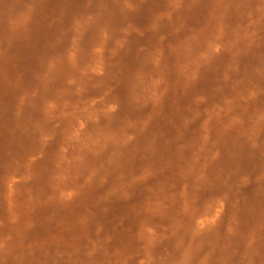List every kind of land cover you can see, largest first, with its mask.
<instances>
[{"label": "bare ground", "instance_id": "6f19581e", "mask_svg": "<svg viewBox=\"0 0 264 264\" xmlns=\"http://www.w3.org/2000/svg\"><path fill=\"white\" fill-rule=\"evenodd\" d=\"M133 1L0 0V264H264V67H242L224 32L244 25L245 0L217 19L214 1ZM92 82L104 92L85 104ZM47 209L72 217L49 250ZM97 215L136 220L78 229Z\"/></svg>", "mask_w": 264, "mask_h": 264}, {"label": "rangeland", "instance_id": "374dc122", "mask_svg": "<svg viewBox=\"0 0 264 264\" xmlns=\"http://www.w3.org/2000/svg\"><path fill=\"white\" fill-rule=\"evenodd\" d=\"M77 1V2H76ZM137 0H134L133 2H136ZM206 1V0H205ZM208 1H214V4H215V6H216V9L218 10L217 12H216V10L215 11H213V10H209V12H211L210 14L211 15H213L212 17H214V19H217V17H219L221 14H222V12H223V7H222V4H220V3H222L223 2V4H227V0H208ZM221 1V2H220ZM259 1V2H258ZM74 2L75 3H78V4H80V5H82V4H87V2H86V0H74ZM218 2V3H217ZM155 5H160L161 4V2L159 1V0H155L154 2H153ZM182 3H186L185 2V0H183V2ZM262 3H264V0H263V2H262V0H245V2H244V9H246V8H248V10H247V13H242L241 14V16H243V17H247L246 19H245V22H244V25L242 26V27H240V28H238V29H231V27L229 26V25H224V32L226 33V34H229L230 33V35L232 34V38L234 39V41H233V43H232V45H233V47H232V49L234 50V51H236V52H238L239 53V57L242 55V57L241 58H239L240 60H242L241 61V66L243 67H247V66H249L251 69H252V66L250 65V63H253V62H258V64H259V66H261V67H264V35H262V34H258V31L253 27V22H254V14H253V12L254 13H257L258 12V10L260 9V7H257V4H260V5H262V6H264V4H262ZM220 5V6H219ZM196 6L197 5H194V7H192V8H190V9H188L187 7H186V9H184V10H186V11H192V10H195V8H196ZM140 11V10H139ZM212 12H213V14H212ZM203 13V12H202ZM202 13H200V14H202ZM199 14V13H198ZM197 14V15H198ZM214 14H216V15H214ZM135 15H137V17L136 18H133V19H138V22L139 21H141L142 19H144L145 18V16H144V14H143V12H139V13H137V14H135ZM163 15V14H162ZM161 15V16H162ZM205 15H209L207 12L206 13H204L203 14V16H205ZM225 15H226V13H225ZM160 16V17H161ZM229 18H230V14L229 13H227V15H226V17H225V23L227 24V23H230V21H229ZM128 19L130 20V17H128ZM125 20H127V18L125 19ZM228 21V22H227ZM135 22V21H134ZM160 22H163V19H162V17L160 18ZM247 22H250L251 23V25H250V27H247ZM159 26V25H158ZM251 27H253V28H251ZM71 29V30H70ZM69 30V31H68ZM67 31H66V41H65V43L67 42V41H71L72 40V37H73V34H72V28H69ZM246 30V31H245ZM250 30V31H249ZM252 30V31H251ZM248 31V32H247ZM238 32V33H237ZM69 33V34H68ZM240 33V34H239ZM256 33V34H255ZM256 38L254 41L252 40L250 43H244L243 41V43L241 42V40L240 39H238V37L239 38H243V37H245V36H252V35ZM255 34V35H254ZM237 36V37H236ZM132 38H134V35H132L131 36ZM237 41V42H236ZM240 41V42H239ZM86 47H88V46H86ZM254 48H260L261 49V51L259 52V53H256L255 51H254ZM255 52V53H253V52ZM66 52H67V50H66ZM131 56V55H130ZM130 56L128 57L129 59H130ZM98 73V74H97ZM92 75H91V77L92 78H94V77H96V76H100V74H99V72L98 71H95V72H92L91 73ZM99 93L100 94H98V88H97V86H96V83L95 82H92V84L89 86V88L87 89V92H84V93H82V95H83V97L85 98V104H87V103H90V102H92V101H95V100H97L98 99V96H102L103 95V88L101 87V86H99ZM82 92V91H81ZM80 92V93H81ZM93 96V97H92ZM92 98V99H91ZM87 99V100H86ZM95 99V100H94ZM260 104H261V114L263 115V113H264V98H262V97H260ZM86 101H88V102H86ZM80 125H83V124H80ZM262 126V125H261ZM56 128H58V126L56 127ZM49 140L50 139H45V140H43V142H42V145L44 146L45 144H48V142H49ZM48 147V146H47ZM36 157H38L39 158V156H36ZM3 158H0V161L2 160ZM0 177H3L1 174H0ZM144 181H141V184H143V186L142 187H140L142 190H143V194H142V197H141V200L143 201V199L144 198H146V197H148L149 196V194H150V192L149 191H147V189H149L150 190V187H151V179H143ZM151 180V181H150ZM12 182H10L9 183V185L10 186H14V184H15V182H16V189L18 190V192H19V194H17V195H19V196H25V187H27V185L29 184V181L28 180H20V181H18V179L17 178H12V180H11ZM150 181V182H149ZM83 182V178L79 181V184H81ZM12 184V185H11ZM104 186H106V185H104ZM141 186V185H140ZM44 187V190H45V192H44V196H46V195H48V196H51L50 194V188H48L47 186H46V184L43 186ZM104 188L105 187H99V188H87V190H89L90 192V194H89V199H90V195H93L95 198V201H97V202H99L100 204H102L100 201H99V196H100V193L104 190ZM4 192L6 191V189H4L3 190ZM149 192V193H148ZM145 194V195H144ZM27 198H30L31 199V196L30 197H27ZM42 198V197H41ZM94 199H92V200H94ZM91 200V199H90ZM24 201H25V199H24ZM83 201H88V199L87 198H85ZM37 203L38 202H36V203H34L35 204V206H37ZM106 204H107V202H106ZM24 205V204H23ZM113 205H114V201L113 200H111V201H109L108 202V208L110 209V208H112L113 207ZM38 207V206H37ZM29 209V210H28ZM23 211H27L28 213L29 212H34L35 214L37 213V210L34 208V207H32L31 209L30 208H27V206H25L24 208H22V212ZM38 213H40L39 211H38ZM39 216L40 215H38V216H36L37 218H39ZM42 216L44 217V216H48L49 218H51L52 220H50V221H45V222H43V223H41L42 225H43V227H42V230H38V238H41V239H44L45 240V245L46 246H43L44 244H41L40 246H43V248L44 249H46V250H49V249H51V247L49 246V244L47 243V241L49 240V238L51 237V236H53V235H55L56 234V232H57V227H58V225L59 224H61V223H70L71 222V220H72V217H67L66 218V220H60L61 222H59L58 220V216H57V214L55 213V212H53L52 210H50V209H47L45 212H43L42 213ZM141 217L139 218V219H141V220H139L138 219V221H140V222H142L143 221V214L141 213V215H140ZM67 219H69V220H67ZM81 219H76L75 220V222H76V224H78V229H82V228H84V227H86L87 229H89V230H93V229H96L97 227H108V225H116V231H118L119 232V230L124 226V227H130V226H132L134 223V221L136 220V218H135V220L133 221L132 219H130V220H126V219H123V216H120V215H118L117 217L116 216H113V219H112V221L110 222V224H106V226H105V223L104 222H106V218H105V216L104 215H97V216H93V220L92 219H90V220H82L83 222H82V224H81ZM119 220V221H118ZM121 220L123 221V222H121ZM74 221V220H73ZM94 221H96V222H94ZM115 221V222H114ZM87 222H89L90 223V225H89V223H87ZM124 223V224H123ZM80 224V225H79ZM122 224H123V226H122ZM100 225V226H99ZM130 225V226H129ZM82 226H84V227H82ZM119 226V227H118ZM96 227V228H95ZM151 227H154V226H151ZM42 232V233H41ZM37 234V233H36ZM41 235V236H40ZM46 236V237H45ZM34 238V235H31V236H28L27 237V239H25V243L27 242L28 243V240H30V239H33ZM90 238L91 239H93L94 238V236L93 235H91L90 236ZM114 239V240H113ZM113 239H111L112 240V242H115V243H118L119 245H123V240H124V238L119 234L117 237H114ZM118 239V240H117ZM103 240V239H102ZM122 240V241H121ZM124 246V245H123ZM39 253H41L40 252V250H39ZM28 256H30V255H28ZM138 260H139V257H137V258H135V261H136V264H137V262H138Z\"/></svg>", "mask_w": 264, "mask_h": 264}, {"label": "clouds", "instance_id": "9594fccd", "mask_svg": "<svg viewBox=\"0 0 264 264\" xmlns=\"http://www.w3.org/2000/svg\"><path fill=\"white\" fill-rule=\"evenodd\" d=\"M4 249H5V244L3 242H0V251H3Z\"/></svg>", "mask_w": 264, "mask_h": 264}]
</instances>
